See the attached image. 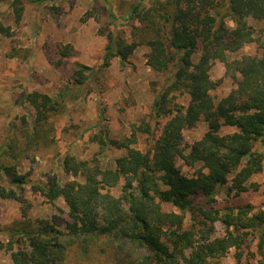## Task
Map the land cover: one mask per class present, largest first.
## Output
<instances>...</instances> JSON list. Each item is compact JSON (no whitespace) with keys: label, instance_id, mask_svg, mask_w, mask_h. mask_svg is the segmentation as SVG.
I'll list each match as a JSON object with an SVG mask.
<instances>
[{"label":"trees","instance_id":"1","mask_svg":"<svg viewBox=\"0 0 264 264\" xmlns=\"http://www.w3.org/2000/svg\"><path fill=\"white\" fill-rule=\"evenodd\" d=\"M22 1L14 0L18 19ZM130 17V36H111L105 63L149 47L147 63L166 75L153 99L155 130L144 122L121 136L93 134L100 146L124 150L113 160L62 153L58 164L70 178L54 174L32 188L46 202L63 199L68 217L31 218L22 162L59 152L54 119L67 94L28 92L34 118L22 116L0 149V199L18 201L22 214L0 248L12 264H221L231 251L238 264H264V206L218 204L224 186L233 195L264 186L251 180L264 167V26L259 32L250 23L264 20V0H156L136 4ZM252 43L257 52L238 53ZM217 62L234 82L219 99ZM89 69L77 64L75 80L84 83ZM200 122L201 137L188 142L186 130ZM139 131L151 135L147 148ZM255 239L256 262L244 263Z\"/></svg>","mask_w":264,"mask_h":264},{"label":"rangeland","instance_id":"2","mask_svg":"<svg viewBox=\"0 0 264 264\" xmlns=\"http://www.w3.org/2000/svg\"><path fill=\"white\" fill-rule=\"evenodd\" d=\"M156 0H47L41 4L23 0L22 15L16 17L14 0H0V149L4 141L15 131L16 125L26 116L34 118V110L24 96L38 90L51 96L66 90V106L55 116L59 152L37 155L24 159L22 171H27L29 182L26 195L31 201L29 216L50 217L53 214L67 219L68 206L63 199L54 204L44 201L39 191L32 188L38 181H46L61 172L58 158L65 152L79 157L100 156L114 159L124 153L123 149L100 146L90 137L101 129L111 136L129 134L132 124L148 122L155 130L157 120L153 113V99L166 75L147 63L149 47L138 46L123 62L113 57L105 63V49L111 36H130L133 20L131 10L136 4L150 6ZM260 32L264 20H250ZM69 49L66 56L62 51ZM255 43L248 44L238 53H255ZM77 64L89 66V75L84 83L75 80ZM211 77L219 84L213 90L216 99L227 94L234 86L226 76L223 63L211 67ZM32 123H30L31 125ZM205 124L186 130L185 139L192 142L201 137ZM234 130L224 127L222 132ZM140 146L147 148L151 135L138 132ZM182 165V164H181ZM184 172L191 168L182 165ZM264 182L263 171L252 178ZM120 187L114 189L118 193ZM251 204L258 209L264 206V186L233 195L227 186L221 188L218 204ZM164 207L171 209V205ZM22 219L20 204L13 199H0V240L7 241L10 226ZM221 232V230H219ZM257 240L246 249L244 263L256 262ZM251 255V256H250ZM0 264H12L9 252L0 248ZM221 264H238L233 251L221 260Z\"/></svg>","mask_w":264,"mask_h":264}]
</instances>
